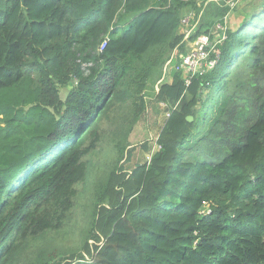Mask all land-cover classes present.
<instances>
[{
    "label": "trees",
    "instance_id": "obj_1",
    "mask_svg": "<svg viewBox=\"0 0 264 264\" xmlns=\"http://www.w3.org/2000/svg\"><path fill=\"white\" fill-rule=\"evenodd\" d=\"M195 5L0 0V264H36L27 257L67 220L111 106L127 98L144 110L175 48L157 93L168 113L158 150L99 187L89 257L37 264H264V1L227 29L216 66L187 82L180 30ZM226 9L214 15L222 23ZM217 20L191 39L213 37Z\"/></svg>",
    "mask_w": 264,
    "mask_h": 264
},
{
    "label": "rangeland",
    "instance_id": "obj_2",
    "mask_svg": "<svg viewBox=\"0 0 264 264\" xmlns=\"http://www.w3.org/2000/svg\"><path fill=\"white\" fill-rule=\"evenodd\" d=\"M196 5L186 7L184 16H195L187 26H182L181 32L185 36L187 52L196 47L191 37L196 34L198 28L206 23L220 10L229 7L224 22L217 20L214 24L213 40L219 36L226 37L227 29L236 30L244 20L247 13L257 10L264 0H193ZM159 0H153L158 3ZM183 16V17H184ZM194 18V17H193ZM213 24V25H214ZM212 25V26H213ZM203 34L197 35V37ZM219 35V36H218ZM215 50H218L217 47ZM179 50L175 48L163 66V75L158 81L151 80L143 97L145 98V109H141V102L133 105L131 99L116 100L111 106L106 117L100 124V136L96 148L88 153L84 159L88 162V171L85 178L75 186L73 196L74 206L68 212V218L62 228L50 232L44 241L38 242L27 262L42 263L36 257H54L56 260L67 258L71 254L86 255L85 244H94V207L99 187L104 183L109 172L114 168L126 172L137 165L145 163L159 148L157 144L158 135L167 119V106L159 101L157 93L162 82L172 80V72L178 65ZM211 57V55H210ZM181 61V60H180ZM209 62V60L207 61ZM72 85L62 89L61 96L66 98ZM138 108V109H137ZM215 119V115L206 122V128ZM202 131L198 130L191 138L188 146L196 145ZM125 148L124 154L121 147ZM197 150L191 149L185 154V158L195 154ZM33 252V253H32ZM89 257L88 255H86Z\"/></svg>",
    "mask_w": 264,
    "mask_h": 264
},
{
    "label": "built area",
    "instance_id": "obj_3",
    "mask_svg": "<svg viewBox=\"0 0 264 264\" xmlns=\"http://www.w3.org/2000/svg\"><path fill=\"white\" fill-rule=\"evenodd\" d=\"M191 19H196V18L192 14L190 16H184L182 18V26H187L186 24H189L188 22L191 21ZM224 39H226V37L223 38V36H219V38L215 41L212 39L210 34H203L202 36L196 37L195 40H193V45L196 43V47L193 48L191 51L186 52V54L182 57L180 63V66L184 69V73L186 74L187 82H190V78L196 72L203 73L216 66L218 61L217 58L220 53L217 45L220 42L222 43ZM184 40H185V36H184ZM105 43L106 42L102 44L101 51L103 50ZM216 47L218 50H215ZM212 52H214L213 54L215 55L213 57H212ZM208 60L209 62H207ZM208 211L210 212V210Z\"/></svg>",
    "mask_w": 264,
    "mask_h": 264
},
{
    "label": "water",
    "instance_id": "obj_4",
    "mask_svg": "<svg viewBox=\"0 0 264 264\" xmlns=\"http://www.w3.org/2000/svg\"><path fill=\"white\" fill-rule=\"evenodd\" d=\"M189 118V120H192V117H188Z\"/></svg>",
    "mask_w": 264,
    "mask_h": 264
}]
</instances>
